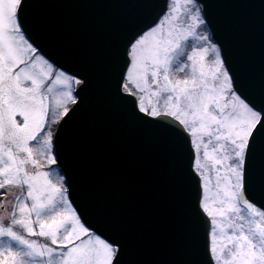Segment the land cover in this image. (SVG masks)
Here are the masks:
<instances>
[{"label": "snow or ice", "instance_id": "obj_1", "mask_svg": "<svg viewBox=\"0 0 264 264\" xmlns=\"http://www.w3.org/2000/svg\"><path fill=\"white\" fill-rule=\"evenodd\" d=\"M45 6L0 0V264H264V0L238 3L259 10L258 63L211 0H122L89 63L53 54ZM93 102L159 141L164 220L151 200L89 211L65 132Z\"/></svg>", "mask_w": 264, "mask_h": 264}, {"label": "water", "instance_id": "obj_2", "mask_svg": "<svg viewBox=\"0 0 264 264\" xmlns=\"http://www.w3.org/2000/svg\"><path fill=\"white\" fill-rule=\"evenodd\" d=\"M38 10L50 50L69 62L98 61L107 45V26L128 17L122 0H43ZM215 17L236 28L258 63L259 10L238 6L239 0H211ZM259 4L260 0H256ZM71 159L89 193V211L106 219H123L134 205L151 200L161 220L171 211L172 175L159 141L114 114L95 106L65 132ZM187 164V161H185ZM119 196L118 205L113 198Z\"/></svg>", "mask_w": 264, "mask_h": 264}, {"label": "rangeland", "instance_id": "obj_3", "mask_svg": "<svg viewBox=\"0 0 264 264\" xmlns=\"http://www.w3.org/2000/svg\"><path fill=\"white\" fill-rule=\"evenodd\" d=\"M33 143L35 144V142H33ZM30 170H31V169H30ZM45 170H47V171H52V173H53V179H55V176H56L55 171H53L52 169H45ZM9 199L11 200L12 197L10 196ZM9 207H10V205H9ZM0 216L6 217V216H7V213H6V212H0ZM4 222L7 223L8 221L5 219Z\"/></svg>", "mask_w": 264, "mask_h": 264}]
</instances>
